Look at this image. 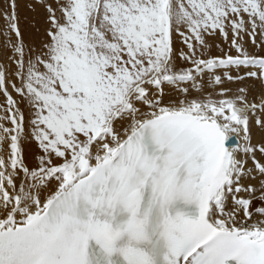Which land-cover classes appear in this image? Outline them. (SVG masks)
Masks as SVG:
<instances>
[{
  "label": "snow or ice",
  "instance_id": "1",
  "mask_svg": "<svg viewBox=\"0 0 264 264\" xmlns=\"http://www.w3.org/2000/svg\"><path fill=\"white\" fill-rule=\"evenodd\" d=\"M27 6L30 39L0 10V264H264V0Z\"/></svg>",
  "mask_w": 264,
  "mask_h": 264
},
{
  "label": "bare ground",
  "instance_id": "2",
  "mask_svg": "<svg viewBox=\"0 0 264 264\" xmlns=\"http://www.w3.org/2000/svg\"><path fill=\"white\" fill-rule=\"evenodd\" d=\"M4 0H1V3ZM30 0H17V11H18V15L19 18L23 19L28 27L25 29L23 26H20L22 32L25 35L26 39H30L35 35L34 32V27L35 26H39L41 28V30L43 29L44 26V13L42 10H36L33 11L32 9H30L27 5L29 4ZM2 6V4H1ZM4 6V4H3ZM3 9V7H2ZM1 10V9H0ZM0 24H2V20H0ZM217 42L219 43V39L217 40ZM213 51L215 53L218 54V50L217 49H213ZM258 87V85H257ZM3 101V97L0 96V102ZM36 151L35 148V144H26L25 145V154L28 157L29 161L31 160V154Z\"/></svg>",
  "mask_w": 264,
  "mask_h": 264
},
{
  "label": "rangeland",
  "instance_id": "3",
  "mask_svg": "<svg viewBox=\"0 0 264 264\" xmlns=\"http://www.w3.org/2000/svg\"><path fill=\"white\" fill-rule=\"evenodd\" d=\"M1 4H2V6H1ZM3 4H4V1L1 3V0H0V9L1 10H2V7H4ZM19 23H20V26H23L25 29L28 27L27 23L21 18L19 19ZM233 87H235V85H233Z\"/></svg>",
  "mask_w": 264,
  "mask_h": 264
}]
</instances>
